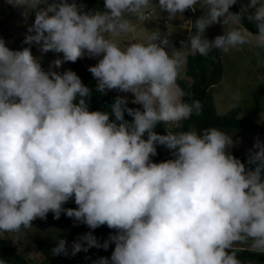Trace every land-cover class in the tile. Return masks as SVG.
Returning <instances> with one entry per match:
<instances>
[{"label":"clouds","instance_id":"1","mask_svg":"<svg viewBox=\"0 0 264 264\" xmlns=\"http://www.w3.org/2000/svg\"><path fill=\"white\" fill-rule=\"evenodd\" d=\"M237 2L105 0L87 9L78 0H8L34 21L27 47L13 49L0 37V234L52 212L115 230L103 243L92 231L80 234L70 248L56 237L54 256L115 244L92 264H244L238 244L264 254V140L256 138L245 163L231 151L240 141L218 127L172 130L203 110L178 84L187 52L264 49V0L234 12ZM198 4L202 13L182 47L160 29L128 39L134 20L150 21L158 9L180 19ZM245 18L255 32L241 26ZM215 23L223 33L209 39ZM31 45L63 55L45 69ZM84 56L99 58L88 68L96 89L131 93L135 107L117 95L107 109L92 110L93 88L72 69L57 71ZM158 145L171 158L155 161ZM71 199L77 207L66 208Z\"/></svg>","mask_w":264,"mask_h":264},{"label":"rangeland","instance_id":"2","mask_svg":"<svg viewBox=\"0 0 264 264\" xmlns=\"http://www.w3.org/2000/svg\"><path fill=\"white\" fill-rule=\"evenodd\" d=\"M238 1L241 4L246 2V0ZM154 2L158 3V0H154ZM197 6L199 7V4ZM22 11V8L13 6L8 3V0H0V37H3L7 41L8 46L13 49H21L29 46L23 43V41L28 26L34 21V15L28 17L27 22H25V17L22 15ZM158 13V17L154 13L150 21L141 22L134 20L136 31L130 34V36L134 34L140 35L135 36L136 38H133L132 40L139 39L140 36L144 37L149 30L160 29L163 31L166 27H173L177 24L181 25L180 27L182 31L191 30V20L186 13H184V17L180 19L177 17L173 20L168 19L169 14L166 11L158 9ZM165 18H167L168 22L164 21ZM169 21L171 23L167 25ZM241 25L244 27L243 24ZM223 29L224 25L221 23L210 25V30L214 36L222 34ZM187 38L188 37L180 39V42ZM31 47L34 55H43L42 64L45 69L48 68L53 59L57 56L62 57L63 55L62 53H56L53 51L42 54L38 46L31 45ZM180 47H182L181 43L177 48ZM246 49L249 50V46L245 45L240 50L234 49L227 54L220 51L224 64V74L222 79L212 88L214 100L216 108L221 114L228 112L233 106L237 105L240 107L241 117H250L257 122L264 124V63H258L260 59L264 58V49L250 48L249 51ZM257 52H259V56L257 55ZM189 53L191 52H187L186 59ZM82 59L88 69L92 64H96L99 58L84 56ZM183 68H185V63ZM66 69L73 70L70 61H66L62 67L57 68V71H63ZM182 77L192 79L190 76L186 75L185 71H183ZM115 91L117 90L115 89ZM237 91L241 94V99L239 102H234L233 93ZM117 92L122 95H127L131 99L134 98L131 93ZM225 132L234 135V138L240 141L239 144L232 149H238L249 155V149L253 148L257 138L256 135L246 129H227ZM166 151L170 150L166 147H158V153ZM67 203L64 205L65 207H67ZM32 224L33 226L31 228H22L17 233H3L0 234V237H5L10 243L18 245L19 251L24 256L31 258L34 262L38 264H51V261L39 251L36 245V240L45 237L48 233H55L64 238V231L66 230L67 225L61 217L59 219L54 218L52 212L47 214L46 219L37 217L32 221ZM244 246L246 245H237V247ZM114 247V243L107 249L93 246L88 249L85 255L79 258L75 264H92V262L100 256L110 257Z\"/></svg>","mask_w":264,"mask_h":264},{"label":"trees","instance_id":"3","mask_svg":"<svg viewBox=\"0 0 264 264\" xmlns=\"http://www.w3.org/2000/svg\"><path fill=\"white\" fill-rule=\"evenodd\" d=\"M78 3H84L87 6V9L95 7L103 8L105 0H78ZM241 6L242 4L238 1L237 4L232 6L231 10L238 12ZM201 13L202 9L196 7L192 16L186 14L191 20L190 25L192 31L195 30L194 20ZM241 23L251 32L256 31L254 22L248 21L245 18ZM205 35H207L209 39L214 38V35L209 28ZM70 65L73 70L81 76L83 82L93 88V93L88 98L92 110L107 109L108 104H111L117 95H122L114 90H108L107 93L99 92L95 87V78L93 74L88 71L82 58H79L75 62L70 61ZM183 71H185L186 75L190 76L192 79L182 77ZM223 74L224 64L220 50L214 49L207 57L198 53L188 54L185 61V68H183L180 73L178 84L187 93L185 99L188 101L199 99L203 104V110L199 115L193 114L189 119L178 122L179 127L175 126L172 130H188L192 127H195L197 130H202L203 128L210 126L218 127L224 131H227V129H246L264 140V124L257 122L250 117H241L239 106H233L228 112L223 114L218 112L212 88L222 79ZM131 101L132 99L129 98V106L135 107ZM126 119H132V117L126 113ZM163 127V125H158L156 130L160 133H166V129ZM157 147L165 146L158 145ZM231 151L235 156L241 158L247 163V154L238 149H232ZM168 158H171L170 151L158 153L153 157L157 162ZM67 207H77L74 199L68 201ZM60 217L67 225L66 230L64 231V238L68 240L69 248L71 247V241L76 239L80 234L88 231H92L101 243L108 238L109 233L115 231L114 229L109 228L106 224L96 229H90L84 223H74V218L68 217L66 214H61ZM56 237H58V234L48 233L45 237L36 240V245L39 251L51 261V264H75V262L87 252L81 250L76 255L60 254L54 256L51 253V248L55 245ZM238 249L239 251L237 252V255L244 264H264V254L252 252L247 246L238 247ZM0 258L6 259L9 264H38L31 258L24 256L19 251L18 245L10 243L5 237H0Z\"/></svg>","mask_w":264,"mask_h":264},{"label":"crops","instance_id":"4","mask_svg":"<svg viewBox=\"0 0 264 264\" xmlns=\"http://www.w3.org/2000/svg\"><path fill=\"white\" fill-rule=\"evenodd\" d=\"M198 7V6H197ZM200 8V7H199ZM164 20H167V18H165ZM171 22L169 21V23L167 24V25H169ZM166 24V23H165ZM242 24V23H241ZM181 25L179 24H177V25H175V26H173V27H166L162 32H164V33H169V35H170V41L175 45V47H177V46H180V39H182V38H184V37H188L189 36V32L190 31H182L181 30V27H180ZM242 26V25H241ZM245 27V26H244ZM209 29H210V26H209ZM249 30V29H248ZM250 31V30H249ZM138 35H140V34H134V35H131L130 37H128V39H133V38H136L135 36H138ZM214 35V34H213ZM215 37V36H214ZM140 38H143L142 36H140L139 37V39ZM251 49H253V48H251ZM247 50V49H246ZM249 50H250V47H249ZM249 50H247V51H249ZM189 52H191V51H189ZM192 53V52H191ZM252 56V55H251ZM94 58H96V57H94ZM92 65H94V64H92ZM113 90V89H112ZM114 91H115V89H114ZM118 91V90H117ZM116 91V92H117Z\"/></svg>","mask_w":264,"mask_h":264},{"label":"water","instance_id":"5","mask_svg":"<svg viewBox=\"0 0 264 264\" xmlns=\"http://www.w3.org/2000/svg\"><path fill=\"white\" fill-rule=\"evenodd\" d=\"M185 13L189 16H192L194 14V11L192 9H186Z\"/></svg>","mask_w":264,"mask_h":264},{"label":"built area","instance_id":"6","mask_svg":"<svg viewBox=\"0 0 264 264\" xmlns=\"http://www.w3.org/2000/svg\"><path fill=\"white\" fill-rule=\"evenodd\" d=\"M165 22H168V20H164Z\"/></svg>","mask_w":264,"mask_h":264}]
</instances>
